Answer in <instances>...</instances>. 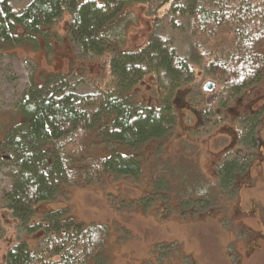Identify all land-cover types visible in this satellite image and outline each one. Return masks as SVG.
Wrapping results in <instances>:
<instances>
[{"label":"trees","instance_id":"trees-1","mask_svg":"<svg viewBox=\"0 0 264 264\" xmlns=\"http://www.w3.org/2000/svg\"><path fill=\"white\" fill-rule=\"evenodd\" d=\"M15 1L0 0V47L47 38L69 16L68 40L83 57L108 56L115 88L79 96L66 75L54 74L42 85L33 83L21 95L22 122L0 142L3 157L17 170L4 201L28 234L41 233L42 246L20 241L7 253L5 264H107L101 254L110 240L108 224L86 225L72 217L68 208L48 211L34 222L35 210L54 202L68 186L89 187L105 175L138 179L143 172L139 149L175 130L177 96L194 79V71L178 56L172 40L156 36L139 50L116 46L110 29L115 24L123 28L131 21L130 9L137 0H30L20 10L14 7ZM178 1L163 0V4L173 3L175 17L189 21L187 30L175 23L177 30L189 39L203 38V44L194 45L207 59L208 74L222 88L218 99L222 106L261 82L264 0H203L204 7H198L199 0H187V6ZM19 27L23 33H18ZM147 77L166 85L158 104L140 102L132 94ZM194 110L196 117L219 121L221 109L213 113L205 105ZM256 126L252 124L251 133L242 138L243 149L252 148L255 139L250 137L257 134ZM238 156L216 168L220 189L233 195L236 181L251 174L250 161Z\"/></svg>","mask_w":264,"mask_h":264},{"label":"rangeland","instance_id":"rangeland-1","mask_svg":"<svg viewBox=\"0 0 264 264\" xmlns=\"http://www.w3.org/2000/svg\"><path fill=\"white\" fill-rule=\"evenodd\" d=\"M29 1L16 0L14 7L20 10ZM177 4L187 6L188 2L179 0ZM173 6L164 5L163 0H137L130 9L131 21L123 28L112 25L110 37L120 49L130 50L141 49L156 36L172 40L178 56L190 63L195 76L177 96L175 130L139 149L143 172L138 179L105 175L89 187L66 185L54 202L37 206L33 221H41L48 211L68 208L72 217L86 225L108 224L110 240L101 254L107 264H264V249H258L264 246V177L252 163V187L239 189L234 195L222 191L216 179V167L229 140L247 136L252 123L248 129L238 127L234 115L222 108L218 101L222 88L208 74L207 59L194 45L204 40L200 36L189 39L175 28L176 23L187 30L190 24L175 17ZM198 7H204L203 0ZM69 21L65 16L47 38L39 36L20 46L0 47V142L8 130L22 122L20 97L33 83L42 85L50 76L61 74L68 77L79 96L98 89L114 90L108 56L83 57L68 40ZM23 31L18 28V33ZM212 82L214 91H206L205 86ZM165 86L163 81L147 77L132 94L140 102L158 104ZM244 95L250 104L264 102V78ZM205 105L213 113L221 109L218 122L209 121L210 116H194V109ZM232 105L234 102L228 104ZM252 121L258 133L261 123ZM250 138L256 141L257 134ZM239 142L243 149L245 145ZM3 156L0 152V219L4 223L0 264H5L7 253L20 241L42 246L41 233L28 234L5 207L4 194L12 190L17 170ZM251 202L256 211L243 219L240 206L241 212L248 211Z\"/></svg>","mask_w":264,"mask_h":264},{"label":"flooded vegetation","instance_id":"flooded-vegetation-1","mask_svg":"<svg viewBox=\"0 0 264 264\" xmlns=\"http://www.w3.org/2000/svg\"><path fill=\"white\" fill-rule=\"evenodd\" d=\"M222 106V105H221ZM223 109H227L228 113L231 114L232 116L236 118L237 121H235L239 126L243 127H249L251 125L252 120L258 121L257 123H261V127L258 130L257 133V138H256V143L252 145V148L249 149H242L241 147L239 148V140L241 143L242 138L240 139L237 136H233L230 140L229 143L226 146V150L223 151V160L237 157L238 155H241V157L245 160L250 161V168L252 167V163L255 166L258 167L259 169V175L264 177V136H263V130H264V102L259 101L257 104H250L248 103V100L246 99V96L243 94L241 97L237 98L234 101V105L228 106V105H223ZM256 124V123H252ZM236 125V127H237ZM248 129V128H247ZM246 129V130H247ZM247 134H249V130H247ZM239 138V140L237 139ZM237 145L238 148L235 146ZM254 146V147H253ZM239 157V156H238ZM222 160V161H223ZM220 165V164H219ZM219 165L216 167L218 168ZM253 171H251L250 177L248 176H241L237 181H236V188L237 190L241 189L243 190L244 188L248 189L251 188L252 186L250 185L251 182L253 183V177H252ZM237 193V191H236ZM251 208L250 210H243L241 212V206H240V214L242 215L243 219L244 216H247L248 218H251L254 213H255V206L253 205V202L250 203ZM257 219L256 215L253 217ZM258 231H256L255 234H257ZM260 238H262V234H258ZM264 241V240H263ZM255 246L252 240V247ZM264 249V246H259L258 249Z\"/></svg>","mask_w":264,"mask_h":264},{"label":"water","instance_id":"water-1","mask_svg":"<svg viewBox=\"0 0 264 264\" xmlns=\"http://www.w3.org/2000/svg\"><path fill=\"white\" fill-rule=\"evenodd\" d=\"M214 89H215V84L213 82L212 83H209V84H207L205 86V90L206 91L212 92V91H214Z\"/></svg>","mask_w":264,"mask_h":264}]
</instances>
